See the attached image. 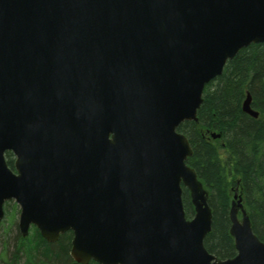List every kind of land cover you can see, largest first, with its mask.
Instances as JSON below:
<instances>
[{
    "label": "water",
    "instance_id": "obj_1",
    "mask_svg": "<svg viewBox=\"0 0 264 264\" xmlns=\"http://www.w3.org/2000/svg\"><path fill=\"white\" fill-rule=\"evenodd\" d=\"M259 43L264 0H0V223L14 201L21 236L71 232L77 264H264L241 196L229 210L236 255L205 249L208 191L177 130Z\"/></svg>",
    "mask_w": 264,
    "mask_h": 264
},
{
    "label": "trees",
    "instance_id": "obj_2",
    "mask_svg": "<svg viewBox=\"0 0 264 264\" xmlns=\"http://www.w3.org/2000/svg\"><path fill=\"white\" fill-rule=\"evenodd\" d=\"M247 94L259 113L252 118L242 111ZM197 122L185 121L178 132L189 141L192 168L209 193L212 210L210 233L204 239L208 253L219 259L236 255L229 235L232 194L241 193L253 233L264 243V43L250 44L228 61L220 76L205 85ZM219 138H212V135ZM13 168V156L6 154ZM183 204L186 218L193 215L187 190ZM11 206L12 212L7 213ZM5 216L15 217L16 205H5ZM0 226V264H74L70 258L72 233L47 243L35 227L22 237L14 219ZM9 222V221H8ZM90 264H95L91 262Z\"/></svg>",
    "mask_w": 264,
    "mask_h": 264
},
{
    "label": "rangeland",
    "instance_id": "obj_3",
    "mask_svg": "<svg viewBox=\"0 0 264 264\" xmlns=\"http://www.w3.org/2000/svg\"><path fill=\"white\" fill-rule=\"evenodd\" d=\"M240 195H241V193H239ZM234 195H238L237 193H236V191H234V193L232 194V199H231V201L233 200V197H234ZM9 203H11V205H13V204H15L13 201H11V202H9ZM16 205V204H15ZM13 210H12V208H11V206H9V208L7 209V213H11ZM14 212H15V217L13 218V216L12 217H9V219H8V221L6 220L5 221V219H7V216H5L4 217V220H3V222L6 224L5 226H7L8 225V223H9V225H10V221L12 220V218L14 219V221H15V223H17L18 222V215H19V207L16 205V208L14 209ZM3 228L0 226V236L1 235H4V232H3ZM30 231H31V229H30Z\"/></svg>",
    "mask_w": 264,
    "mask_h": 264
},
{
    "label": "flooded vegetation",
    "instance_id": "obj_4",
    "mask_svg": "<svg viewBox=\"0 0 264 264\" xmlns=\"http://www.w3.org/2000/svg\"><path fill=\"white\" fill-rule=\"evenodd\" d=\"M183 197H184V191H182V200H183Z\"/></svg>",
    "mask_w": 264,
    "mask_h": 264
}]
</instances>
